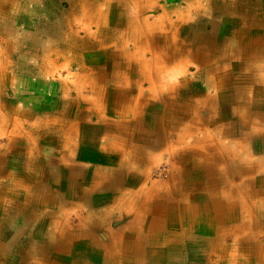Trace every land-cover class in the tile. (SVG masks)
<instances>
[{
    "label": "bare ground",
    "instance_id": "1",
    "mask_svg": "<svg viewBox=\"0 0 264 264\" xmlns=\"http://www.w3.org/2000/svg\"><path fill=\"white\" fill-rule=\"evenodd\" d=\"M188 1L189 0H186V2ZM195 1L197 2V6L202 5L201 0H195ZM206 1L208 3H214V4L216 3L215 5L216 6L218 5V7L216 8V10H218L217 12L220 14L222 19H224V21L228 22L229 24L227 26H222L221 19L219 20L218 14L214 12V14L218 16V19H216L215 21L209 20L210 26L208 30L203 28L204 25L200 22L195 29H193V27L192 29H190L186 25L184 26L180 25L179 33L181 36L179 40L177 37L178 32H177L176 22L174 20H168L167 22L168 25L164 27V29L166 28V30H164L166 34V38L160 39L165 43L164 45L165 47L163 48V50H161L160 55L154 57L155 61L158 63L159 66V70H157L158 68L156 67V71L154 69L150 70L151 68L150 69L148 68L149 63L147 60L143 59L144 62H142L141 60L142 56L139 52L141 50L138 49V44L140 43V45H142V42H140L142 37L144 40L147 39L148 42L149 39L153 41L152 34L148 33V31H151L150 26H152V23L150 24L145 17H143V21H140L141 20L140 16L143 14V12L149 10L150 6H152L153 3H155L153 0H147L145 5H141L138 3L135 4L136 2L135 0H130L129 4L127 3L128 4L127 8L124 10V15H127V19L125 23L126 25L123 27L125 32H117L118 34L114 33L111 36H110L111 33L108 32V27H111V25H113L114 27L120 26V21H121L118 18V15H120V13L117 14V16L110 18L111 9L113 12H116L118 8V5H114L116 1L115 0H113V2L108 1L107 3H113V6L112 7L109 6V8L106 9L105 1L103 3H99L98 5H94L91 0H80V1L76 0V2L74 3L81 5L78 9V13H79L78 15L73 14L72 17H70L69 13L63 12L65 14H63L61 18L59 16L57 17L58 19L56 18L58 23L56 24L57 29L56 28L54 29V33H56L55 35L57 37V40H55L54 42L50 40L48 42L50 44H47L48 47L52 45L55 46L53 52L49 51L50 48L48 49V47L44 52H37L38 49H35L37 48V46L33 39L34 38L39 39L40 35H32L33 30L31 28V24L28 23L29 21L24 22V24L26 25V34L24 35L26 41L24 42L23 46L22 44H20V48H25V46H31L33 48L32 51H26L24 49L23 51L24 56L40 57L42 60L39 64V67L45 71L47 70L46 73H48V75L50 76H53L54 74V71L50 69L51 67L54 66L51 65H54L56 63V59L61 58L60 56L61 54H63V52H61V48L68 50L70 53L69 55H62V58L67 59L65 60L66 66L69 65L70 67V65H76L75 62L83 61L80 57L81 55L80 51L95 46L94 45L95 42L91 43L90 38L97 39L99 43L105 42L103 44L106 45L107 47L116 46L117 44L120 45V47L122 48V54L124 58V64L122 65L124 69L123 72L124 75H121L123 76L122 78H124L123 81L127 80L125 79L126 77L125 72L129 70V68L131 69V65L133 61L134 63H137L139 66H142V64L143 66H145L142 69L140 68V70L136 72L137 77L139 79L138 81L140 82L137 84V87H139V85L140 86L142 85L141 82H146L149 85V89L152 88L154 80L150 78L149 76L150 73L148 74L147 70L155 71L157 73L156 75H159L160 78H162V75H165L166 74L165 72L168 71V69L166 71H163L164 68L161 66V63H163L162 65H164L165 62L174 61L175 59L181 60L184 59L185 56L189 54L192 55L199 62H201V64H203L202 72L204 76H202V78L204 80V83L208 85V90L210 91L205 89L203 93H200L198 90L199 88H196L195 87L196 83H194L195 85H192L189 91L191 92L192 96L197 99L193 98L191 95L190 96L187 95L185 91H182L181 86L177 87L178 92L174 93V94L179 93L181 96L184 94L187 95L186 97H188V102L183 103V107L186 106L189 109L188 114L190 118L189 121L185 123V126L181 128L182 130L180 129L175 134L176 139L174 141L169 139L168 138L169 134L168 132H166L167 124L165 122L171 124L172 122H176L177 120L182 119L181 115H173V113L166 114L164 116L168 120H165V122L163 121V119L161 120V123L158 127L159 130H153L143 133L145 135L144 137L147 138L148 140L142 144L141 147L143 151L142 154L146 153L144 155L149 160H151L152 156L155 158L157 157L161 158L162 152L171 154L172 156V159L170 161L172 167L171 170L174 173L181 174L179 184H177L176 181L172 184V178H169L171 180V184L168 182L169 179L162 181L159 180L160 182L159 181L149 182L148 171L146 169L144 170V176L143 178H141L143 179L141 180L142 185L140 186L139 191L136 192L138 194L136 195L137 197L135 196L134 198L128 199L127 206L125 207L127 209L125 213L128 212V216L125 219V222L127 223V227L125 228V230L128 231L132 242L130 241L129 243H126V245L124 246V250L126 249L127 251L125 252L123 251L124 253L123 252L121 253L120 247L122 245L120 243H117L120 240V238L117 237V235L119 234V236H121L120 233L121 231L120 232H115L112 230L107 231L109 240H103L102 243L98 241L97 243L98 247H100L99 245H106L105 247L107 248V250L105 251L107 253L106 254L107 256L104 258L103 260L104 262L103 261L102 263L99 262L100 264H173L172 262H170L171 260H168V258H166L164 252L166 249V245L168 247V250L171 251V249L174 247L173 242H175L178 239L183 243L185 241H188V244L191 246L190 241L187 238L188 236L186 235L185 232L186 231L185 227L188 231H192V230H196L195 229L196 226H199L198 232L206 233V234L212 233L214 227L213 235L210 236L207 235L208 237L207 246L212 250L218 249L224 255L223 260H225L227 256L228 257L237 256L238 254L235 253V249H237L239 250V252L242 251V253L240 252L239 255H243V257H240V259H242L243 262H240L239 264H264V242L260 243L256 236L257 233L264 232V156L254 158L255 157L254 152L264 153V126L263 124H261L259 121L256 120V119H264V75H258V77H253L252 75L246 74L247 66H249L248 68L250 70L253 69L252 73L255 72L257 73L258 71L260 72L261 70L264 71V0H206ZM221 1H225L224 3L226 8L229 9L231 12H233L232 13L233 15L230 14V17L228 19L226 18V14L222 13L224 11L219 9L221 7L219 6ZM74 3H72L70 7L75 5ZM104 6L105 9L103 10ZM195 7L196 6H194L193 4L189 5L190 10L195 9ZM206 7H208V5ZM79 19L80 20L85 19L86 22L89 20L87 23L85 22L80 24L81 29L83 31L82 34H80L79 29L77 27H74L73 25L75 20H79ZM186 19H187L186 16H180V19H178L179 24L183 23ZM91 22H93L92 23L93 25L91 24ZM238 22L240 24L246 25L250 29V32L245 37L241 35L242 37L239 42H237L238 39L232 38V36H236V35L228 31L224 32V28L230 27V25H232V27L228 30L233 31V29H235L236 32H241L240 31L241 29L240 30L236 29L237 28L236 24ZM91 26H93L96 30L91 29ZM219 26H221V28L218 33L216 31V28ZM144 31H146V34ZM243 32H245L246 34V31H242V33ZM223 33H225L226 36H228V38L231 37L232 39H230L229 42L222 41V39L226 37L225 35L223 36ZM168 34H171L173 40L177 41L175 42V45L174 42L169 41L170 37H168L169 36ZM127 38L132 41L131 44L135 48L134 51H131L127 48V44L129 42V41L126 42ZM156 40L158 39L156 38ZM1 42H3L4 44L0 48V81H3L5 76H3L4 74H2V71L5 70L7 67H9L11 62L6 58V54L9 51L7 50L6 52V49L9 47V42L5 38L4 40L0 39V43ZM170 42L173 43V45ZM180 44L184 48L185 47L187 48L186 49L187 55L181 54L180 56L178 55L177 57V53L184 52V49H182ZM76 45H82V47H77ZM193 49L195 51L192 52V54L189 53ZM41 51H43V48ZM155 53L153 55H155ZM49 54H53L55 58H52L51 55ZM21 59H23V57H21ZM21 59L19 60V62H22ZM219 59H221V61H224L225 64L223 62L220 66L218 63L217 64L213 63V61H218ZM84 64L101 65L99 67L102 68L101 70H99L100 72L90 70L86 73L87 75L90 76H93L92 73H96L95 75L100 81H103V79L107 78L108 76L109 77L112 76L115 69V68L113 69L112 66L110 67L109 70H107L103 66L102 61L93 62L92 59L88 60V63H84ZM6 72L7 70H5V73ZM74 74L77 73L75 72ZM192 74H194L193 77L196 76L195 72ZM50 82L53 83L52 80H50ZM174 82L175 81H173V83ZM177 82H175V84ZM176 86L174 85L172 89H174ZM98 88L100 89V91L97 88L96 91L99 94L103 88L101 87ZM137 93L138 95L134 97V101L136 104L140 98L139 97L140 92L137 91ZM142 94L144 95V92ZM247 94H250L249 99H241ZM208 98L220 100L222 103L223 111L218 112L215 109V106L211 105L210 113L208 114L209 116H207L208 127L206 128L205 125L206 119L200 115L197 108L204 106V100ZM171 103L172 102L170 101V104ZM228 106L232 108L234 106V108L240 109L239 111H236L234 114L231 115V117L235 118V122L240 128H246L248 126L251 128V126H253L254 127L253 132L254 133L259 132L261 133V135L255 138L252 137V134L251 137L246 134V136H244L243 138L237 140H231L230 141L231 144L227 143L224 140L222 141L220 138H218V135H216L215 132H213L214 131L213 129L215 128V126H217V124L215 125L213 122L215 121L218 122L220 118L223 119L226 118L227 113L225 111ZM97 109L99 110V108ZM67 126H69V123L67 124ZM102 126H104V124ZM169 127H172V125ZM201 127L203 128V130L201 129ZM199 131L202 132L201 135H198ZM7 133L9 134V132ZM74 133L71 132L70 134H74ZM11 134H13V132ZM124 134H126V132L125 133L118 132L111 140H108L107 139L108 137L106 136L102 137L103 138L102 140H104V142L100 144L99 148H101V150L104 151L107 150L112 152L120 150L121 152L119 154H121V157L123 156L122 158H125L127 155L132 154L130 160H124L125 163L127 162L128 167H133L135 165L142 166V164H147L148 162H142L143 157L139 155L140 152H142V151L139 152L138 150L139 144H141L143 141L140 140L141 137L140 139L139 138L136 139L134 133L132 132L131 141L126 142L123 141L122 138ZM107 140L108 142H106ZM183 143H187L188 145L191 144L193 147L199 148L200 151L198 149L193 151L190 149H186L180 151L178 154L175 155V152L178 151L180 148L186 147V145ZM247 143H250V145H247ZM180 144L181 146L179 147ZM151 148H153L154 151L157 150L160 152L148 153L146 149H151ZM107 156L108 155L105 154L104 158H107ZM122 158L120 160H122ZM109 159L114 160V158H109ZM177 159H180V161H183L188 165L184 168L177 166L176 165ZM65 161H67V159ZM104 162H106V160ZM66 164H69V162L68 163L66 162ZM133 176L135 177V175ZM217 177H219L224 182L223 184L224 186L221 187L219 191L218 188L220 182L217 180ZM235 179H239V181L236 182ZM16 184L19 183L16 182ZM46 188L44 189L45 191ZM135 198L136 199L139 198V201L137 203L134 202ZM90 200L92 203L93 199ZM103 200L104 201L106 200L105 196H102L98 198V200H95L94 204L101 203ZM150 203L152 204L149 206ZM121 204H122L121 200H119L117 206L112 209L114 210L117 209L121 211L120 207H123L121 206ZM83 210L81 212L72 210L71 212L72 218L70 217L69 212H65L63 218L64 220L63 224L64 225L69 224L71 219H74L78 223H85V221H87L88 219L87 218L85 219L82 216L85 213ZM148 210L150 211L148 212ZM97 213H98L96 219L97 225H104V223H106V221L108 220V216L110 215V212H107V215H105L104 217L98 216L100 215V211H97ZM147 213L149 214L148 219H147ZM90 221L91 223L93 222V220L91 219ZM144 222H147L146 223L147 225L145 232L143 234V239L147 237V242L145 245L144 243L143 245L138 244L134 246L133 249H131L133 247L132 243H134L133 240L135 236H137V234L139 233L140 226L144 224ZM54 225H55L54 228H56V224ZM72 225H74V223ZM217 226L220 227L215 228ZM170 228L171 230L173 229V231L176 233L172 235V231L169 230ZM254 228H256V231H253ZM179 230L181 231L179 232ZM84 234L87 235L86 232L83 233V235ZM226 234L231 235L230 237L232 243L230 244V246L232 248L227 244H225L227 239ZM101 236H103V239H106V236L104 234H102ZM238 237L240 239H238ZM202 243L203 242H200L198 244L194 243V247ZM184 247L185 246L183 245L182 248ZM189 247L187 251H190ZM135 248L137 249V251H135ZM97 250L95 251L96 253ZM125 253H127L126 256ZM133 253L135 257H133ZM3 256L4 255H2L1 257L0 264H9L8 259H3ZM129 256H132L133 259L129 258ZM33 263L41 264L37 261H34ZM224 263L225 262H223L222 264Z\"/></svg>",
    "mask_w": 264,
    "mask_h": 264
},
{
    "label": "crops",
    "instance_id": "2",
    "mask_svg": "<svg viewBox=\"0 0 264 264\" xmlns=\"http://www.w3.org/2000/svg\"><path fill=\"white\" fill-rule=\"evenodd\" d=\"M68 1L73 3V0ZM17 3L18 1L14 0L11 4L15 7V10L19 7V5L16 6ZM24 3L27 5V2ZM18 4L21 3L19 2ZM7 11L8 15H13V17H9L12 19V22L14 24L19 23V17L16 14H11L14 11L12 9H8ZM29 11L28 7H26L24 12L25 19L33 22L35 18L29 15ZM15 12L17 13V11ZM0 17L4 19L7 16L0 15ZM223 24L227 26L229 23L225 21ZM236 26V29H241V32H236L233 28V31L228 30L232 25L224 28V32L233 33L236 36H232V38L238 39L237 42H239L242 36L245 37L250 32V29L239 22ZM33 27L34 25H32V30ZM18 28L22 29L23 27ZM242 31H246V34L245 32L242 33ZM12 33L16 35L14 31ZM37 34L38 32L36 31L35 35ZM224 35L226 36L225 33H223ZM232 38L226 36L222 41L229 42ZM33 40L37 46L35 49L39 48L38 51L42 50L43 44L37 38ZM24 49L32 51L33 48L25 46V48H21L20 50L24 51ZM25 63H27L26 69L31 68L32 65L29 58L25 60ZM2 74L5 77L3 81H0L3 84L0 87V245H4L3 250L7 254L9 264H34V261L41 264L102 263L107 256L105 252L107 248L105 247L106 245H99L100 247H98L97 243L98 241L102 243L103 240H109V237L105 229L99 230L96 222L97 211H100L99 217H104L107 215V212H110V214L115 211L118 212L120 210L112 208H115L118 201L121 200V206L123 207H120V209L125 212L127 210L125 207L127 206L128 199L138 195L136 192L139 191L142 185L141 180L143 179L141 178L144 175V173L132 171L128 167L127 162L125 163V161L120 160L122 157H117L115 158L116 160L105 158L106 162L99 157V153L102 152L99 146L102 143L98 141V136L102 133L103 135L105 134L103 137L111 136L112 131H115L113 127L114 123L122 122L116 120V115L111 113L114 105L118 104L116 102L117 97H114L110 90L106 92L101 90L98 94L96 88L100 91L98 87L102 85L105 87V81L99 80L98 82L96 73H92L93 76L87 75L86 78L83 77L80 81L78 79L70 81L71 87L70 85L67 86L66 80L60 81L59 83L63 87H61L60 91L58 90L59 93L57 91L51 95L45 91L48 88L47 85L50 84V80L39 78L34 81L30 75L17 76L18 73L16 72L7 71L5 73V70L2 71ZM79 83L81 87L88 85L89 91L85 93L74 91V84ZM10 86L14 90L11 94L3 92L2 87L8 88ZM97 100L102 102V104H99ZM82 102L84 103L82 104ZM66 121L69 123V126H67L68 123ZM102 122L108 126H98ZM123 123L126 124V128L128 129V123ZM131 131L140 132L138 126L134 123ZM12 132L13 134H11ZM71 132H75L76 134H70ZM66 159L67 161H65ZM66 162H69V164L71 162V164H66ZM16 182L19 184H16ZM45 188L46 191L44 190ZM102 196H105L106 200L94 204L95 200H98ZM12 198L15 201H12ZM90 199H93L92 203ZM138 201L139 198L134 199L135 203ZM72 210L79 212L83 210L85 213L82 216L88 220L85 223H78L74 219H71L69 224L64 225L62 223L64 218L63 213L69 212L72 218ZM50 212L52 215H48ZM2 213H10L8 215L9 218L7 216L2 217ZM90 219L93 220L92 223ZM73 223L74 225H72ZM145 223L147 222L142 224L143 226L139 230V235L137 234V237L133 240L134 243H132L133 247L131 249L142 243V234H144V227L147 225ZM2 224L8 226L7 233L5 234H8L6 238H3L1 234ZM54 224H56V228H54ZM108 225L109 223H107ZM126 227L127 225L123 226L122 224L116 225L114 228L108 227L115 232L121 231V236L117 235L120 238L117 243L122 245L120 247L121 253L127 251L126 249L124 250L126 243L132 242L128 231L125 230ZM198 227L196 226V230L192 231H188L185 227V232L188 236L186 237L189 239L191 246L188 244V241L183 243L177 239L173 242L174 247L171 251H166L167 253H165L168 260L169 258L174 259V257L176 258L179 255L180 257H177L176 260L180 258L181 264H190L191 262L193 264L194 259L201 258L198 255H194V252H202V250L198 249V245L194 247V243L198 244L197 242L204 240L207 235H213L214 227L213 232L210 234L198 232ZM99 231L106 236V239H103ZM171 231L172 235L176 233L173 229ZM85 232L87 235H83ZM183 245L185 246L184 248H182ZM188 247L190 248V252L187 251ZM96 250L97 253L95 252ZM181 250H184V252ZM135 251H137L136 248ZM0 253H2V248L0 249ZM187 254H190V256L188 257ZM126 255L127 253H125ZM1 257L2 254H0V260ZM133 257H135L134 253ZM133 257L129 256L131 259ZM217 258L223 259L224 255L220 252ZM228 258H232V256Z\"/></svg>",
    "mask_w": 264,
    "mask_h": 264
},
{
    "label": "rangeland",
    "instance_id": "3",
    "mask_svg": "<svg viewBox=\"0 0 264 264\" xmlns=\"http://www.w3.org/2000/svg\"><path fill=\"white\" fill-rule=\"evenodd\" d=\"M13 1L14 0H0V13H1L0 15L7 16L4 19H2V17H0V39L4 40V38H5L9 42V47L6 49V52H7V50H9L8 53L6 54V58H7V60H9L11 62V64H10L9 68L5 69L8 72H16V73H18L17 76L18 75L19 76L30 75L34 79V81H36L39 78H45L47 80H52L53 83L50 82V84L47 85V87H48L47 90H45L48 94L51 95V94L57 92L58 90L59 91L61 90L62 84L59 82L60 81L63 82L64 79L66 80L65 82H67V84L70 85L69 82L74 80V79H78V81H80V79H82L83 77L86 78L87 77L86 73L90 70L100 72L99 70H101L102 68H99V67L101 65H98V64L97 65H92V64H90V65L86 64L85 65L84 63H88V60L92 59L93 62L102 61L103 66L107 70H109L110 67H112V66H113V69L115 68L112 76H110V77L108 76L107 78L103 79V81H105L104 82L105 87H104V85L99 86V87L103 88L102 91L104 90L106 92V91L110 90V92H112V95H114V97L115 96L117 97L116 102L118 104L114 105V107L111 110V113L113 115H116L115 116L116 120H118L120 122L122 121L121 123H118V122L114 123L113 127H114L115 131H112V133L110 134L111 136H108V138H107L108 140L113 139L114 136L118 132H120V133L126 132V134H124L122 136V138H123V141L128 142V141H131V133L133 132L136 139H138V138L140 139V137H141L140 140H143L142 143L139 144L138 150L140 152V151H142V149H141L142 144L148 140L147 138L144 137L145 135L143 133L148 132V131H153V130H159L158 127L161 123V120L163 119L164 122H165V120H168L164 116L166 114L173 113V115H181V117H182L181 120H177L176 122H172L171 124H169L168 122H165L167 124L166 132H168V134H169L168 138L171 139L172 141H174L176 139L175 134L181 128H183L185 126V123H187L190 119L189 114H188L189 109L186 106L183 107V103L188 102V97H186V96L187 95L192 96L191 92L189 91L190 87L192 85H195L194 83H196L195 87L199 88L198 90L200 93H203L205 89L208 90V85H206L204 83V80L202 78V76H204L203 72H202V65L203 64H201V62H199L197 59H195L192 55H189V54L187 55V52H186L187 48L186 47L184 48L181 45L182 43L180 45H181L182 49H184V52L177 53V57H178V55L180 56L181 54L182 55L186 54L187 56H185V58L181 59V60L175 59L174 61L165 62L164 65H162L163 63H161V66L164 68L163 71H166L167 69L169 71V72L166 71L165 72L166 74L162 75V78H160L159 75H156L157 74L155 72L156 67L158 68L157 70H159V66H158V63L155 61L154 57L157 55H160L161 50H163V48L165 47L164 46L165 43L163 41H161L160 39L166 38V34L164 31V30H166V28L164 29V27L168 25L167 24L168 20H174L176 22L178 39L181 36L179 33L180 25H182V26L186 25L190 29H192V27H193V29H195L200 22L204 25L203 28L208 30L209 26H210L209 20L215 21L216 19H218V16H219V20L221 19L222 26H224L223 23L225 21H224V19H222L220 14L217 12L218 10H216V8L218 7V5L217 6L215 5L216 3L215 4L214 3H208L206 0H201L202 5L197 6V2L195 0H189L188 2H186V0H153L155 3H153L152 6H150L149 10H146L143 12V14L140 16V19H141L140 21H143V17H145L150 24L152 23V26H150L151 31H148V30L147 31H148V33L152 34L153 41H151L149 39V42H148L147 39L144 40L142 37V39L140 41V42H142V45H140V43L138 44V49L142 51V52L139 51L141 56H142V59H141L142 62H144L143 59L147 60L149 63L148 68L149 69L151 68L150 70H152V69L155 70V71H150V70L148 71L146 68L147 73L148 74L150 73L149 74L150 78H152L154 80L152 88L149 89V85L146 82H141L142 85L141 86L139 85V87H137V84L140 82L138 81L139 79L137 77L136 72L138 70H140V68L142 69L143 67H145V66H143V64H142V66H139L137 63H134V61H133L132 65H131V69L129 68V70H127L125 72V76H126L125 79H127V80L123 81L124 78H122L123 76H121V75H124V73H123L124 69L122 66L124 64V58H123V54H122V48L120 47V45L117 44L116 46L107 47L106 45L103 44L105 42L99 43V41L97 39H93V38H90V40H91L90 42L91 43L95 42L94 43L95 46L91 47L89 49L87 48L85 50H81L80 51V54H81L80 57L83 61L82 62H75L76 65H70V67H69V65L66 66L65 60H67V59L62 58V55H69L70 53L68 50L61 48V52H63V54H61V56H60L61 58H57L56 63L54 65H51L54 67L50 68L52 71H54V74H53V76L48 75V73H46L47 70L45 71L39 67V64L42 60L40 57H33V56L32 57L31 56L25 57L23 54V50H20L21 49L20 44H22L24 42V40H25L24 35L26 34V25L24 24V22L29 21L28 23L31 24V28H32V25H34L33 31L35 33H36V31L38 32L37 35H40L38 41L43 44V51L39 50L38 52H44V51H46V49L48 47L47 44H50V43H48L50 40L52 42L57 40V37L55 35L56 33H54V29L56 28V24L58 23L57 17L59 16L61 18L62 15L65 13H69L70 17H72L73 14L78 15L79 14L78 9L81 5L74 3V2H76V0H73V3L75 4V5H73L74 7L73 6L70 7L72 2H69L68 0H66V1L65 0H16V1H18V3L20 2L21 4L17 3L16 6L19 5V7H18V9L15 10V7L13 5H11L13 3ZM91 1L93 2L94 5H98L99 3H103L105 1L106 2V4H105L106 9H108L109 6H111V7L113 6V3H107L108 1L113 2V0H108V1L107 0H91ZM115 1L118 4L115 2L114 5H118V8H117L116 12H113L111 9L110 18L115 17V16H117V14L120 13V15H118V18L121 21H120V26L114 27L113 25H111V27H108V32L111 33L110 36L114 33H117V32H125L123 27L126 25L125 23H126L127 15H124V10L127 8L128 4L130 2V0H115ZM135 1H136L135 4L138 3L141 5H145L147 2V0H135ZM24 2H27V5H25ZM224 2L225 1L220 2L219 6H221V7L219 9L224 11L222 13L226 14V18L228 19L230 17V14L233 15L232 14L233 12H231L229 9L226 8ZM190 4H193L194 6H196L195 9L190 10V8H189ZM207 5H208V7H206ZM105 6H104L103 10L105 9ZM26 7H28V9L30 10L29 15L32 18H35V20H33V22L25 19L24 12H25ZM8 9H12L14 12H11V14H16L17 17H19V19H20V20H18L19 23L14 24L12 22V19H10L9 17H13V15H8V11H7ZM15 11H17V13ZM63 12H65V13H63ZM214 12H216L218 14V16L216 14H214ZM180 16H186L187 17V19L181 24H179V20H178V19H180ZM80 19L75 20L73 25H74V27H77L79 29L80 34H82L83 31L81 29L80 24L85 23L86 20L85 19L80 20ZM92 23L93 22H91V24ZM18 27H23V28L19 29ZM220 28H221V26L216 28V31L218 33L220 31ZM91 29L96 30L93 26H91ZM121 30H123V31H121ZM12 31H14L16 35H14V33L11 34ZM34 32H32V35H35ZM144 32L146 34V31H144ZM171 34H168L169 35L168 37H170L169 41L174 42V45H175V42H177V41L173 40V38L171 37ZM156 38L158 40H156ZM167 41H168V39H167ZM126 42H128L127 48L131 51H134L135 48L131 44L132 41L127 38ZM3 44H4L3 42L0 43V48L3 46ZM171 44L173 45V43H171ZM76 46L82 47V45H76ZM49 48H50L49 51L53 52V49L55 48V46L52 45V46L48 47V49ZM155 51H156V53H155ZM194 51L195 50L193 49L189 53L192 54V52H194ZM154 53H155V55H153ZM49 55H51L52 58H55L53 54H49ZM137 55H138V52H137ZM21 57H23V59H21ZM19 58L22 60V62H19V60H20ZM28 58L30 59L32 66H31V68L26 69L25 66L27 65V63H25V60ZM213 63H215V64L218 63L221 66L223 61H221V59H219L218 61H213ZM248 67L249 66L246 67V74L252 75L253 77H258V75H264L263 70H261L260 72L258 71L257 73L256 72L252 73L253 69L250 70ZM177 71H180V72H177ZM75 72L77 74H74ZM194 72L196 74L195 77H193L194 74H192ZM171 76H172V78H171ZM97 81L99 82V79ZM173 81H175V82L178 81V82L175 84V82L173 83ZM2 85L3 84L0 83V87ZM174 85L175 86L177 85V86L174 89H172V87ZM185 85H187V86H185ZM179 86L182 87L181 90L185 91L187 93V95L184 94L181 96L179 93L174 94L175 92L176 93L178 92L177 87H179ZM73 89H74V91H79V92H83V93L89 91L88 85H86L85 87H81L80 83L74 84ZM2 90H3V92L9 93V94H11L14 91L12 86H10L8 88L2 87ZM137 91L140 92V96H139L140 98L138 97L139 100L136 104L134 101V97L136 95H138ZM208 91H210V90H208ZM143 92H144V95L142 94ZM249 97H250V94H247L241 99H249ZM193 98H195V97H193ZM195 99H197V98H195ZM170 101L174 104H172V103L170 104ZM97 102H99V101L97 100ZM83 103L84 102H82V104ZM99 104H102V102H99ZM211 105H214L215 109L218 112L223 111L222 103L220 100L209 99V98L204 100V106L197 108L200 115L206 119V121H205L206 128L208 127L207 126V119H208L207 116H209L208 114L210 113ZM137 107H139V108H137ZM239 110L240 109L234 108V106H233V108L228 106L226 108V111H225L227 113L226 118H224V119L220 118L218 122H216V121L213 122L215 125L217 124V126H215V128L213 129L214 130L213 132H215V134L218 135V138H220L222 141L223 140L226 141L229 144H231L230 143L231 140H237V139L243 138L244 136H246V134L249 135L250 137L252 134V137H255V138L261 135V133H259V132L258 133L253 132V128H254L253 126H251V128L249 126L246 128H240L236 124L235 118L231 117V115L234 114L236 111H239ZM256 120L259 121L264 126V119H256ZM140 121H142L143 123ZM123 122L128 123V126H129L128 129L126 128V124H124ZM133 123L138 126V129L140 132L131 131ZM102 125H103V122H102V124H99L98 126L103 127ZM171 125H172V127H169ZM201 129L203 130L202 127H201ZM201 134H202V132L199 131L198 135H201ZM104 135L102 133L98 136V141H100L101 143L104 142V140H102L103 139L102 137ZM108 140L106 142H108ZM247 142H248V140H247ZM183 144H185L186 147L180 148L178 151L175 152V155L178 154L180 151H183L186 149H190L192 151L197 150V149L199 150V148L193 147L191 144H189V145L187 143H183ZM247 145H250V143H247ZM146 146H148V145H146ZM180 146H181V144L179 145V147ZM251 147H252V145H251ZM101 151L102 152L99 153V155H100L99 157H101L103 161H105L104 160L105 154L108 155L107 158H114V160H116L115 158H117V157H121V154H119L121 152L120 150L114 151V152L107 151V150H105V151L101 150ZM146 151L148 153H150V152L159 153L160 152L157 150L154 151L153 148L146 149ZM142 153H143V151L140 152V154H139L140 156L143 157L142 162H148V163L142 164V166L135 165L133 167H130V169L132 171H138V172L144 173V170L146 169L148 171L149 182L150 181L151 182L152 181L157 182L159 180L162 181V180H168L169 178H172V184L175 181L177 184H179L181 174L172 172V170H171L172 167L170 164V161L172 159L171 154L166 153V152H162L161 158L160 157L155 158L152 156L151 160H149L144 155L146 153H144V154H142ZM254 153H255L254 158L264 156L263 152H254ZM131 155H127L125 158H122V160L123 161L124 160H130ZM176 161H177L176 165L179 167L184 168L188 165V164L184 163L183 161H180V159H177ZM256 176H258V175H256ZM217 180L220 182L219 188H218V191H219L220 188L224 186L223 185L224 182L219 177H217ZM235 181L238 182L239 179H235ZM168 182L171 184L170 179L168 180ZM11 200L15 201L13 198ZM151 204L152 203H150L149 206ZM149 211L150 210H148V212ZM64 214L65 213H63V216H64ZM8 215H10V213H2V217L7 216L9 218ZM48 215H52V213L50 212V214H48ZM127 216H128V212H126V213L124 211L114 212L108 216V220L106 221V223H104V225H98L99 230L105 229L106 231H109V230H111L110 228H114L116 225H119V224L126 226L127 223L125 222V219L127 218ZM148 216H149V214L147 213V219H148ZM63 222H64V220H63ZM107 223H109L108 226H107ZM142 226L143 225L140 226L141 229H142ZM7 227L8 226H5L2 224V228H1L2 231L1 232H2L3 238H6V236L8 235V234L5 235L7 233ZM108 227H110V228H108ZM144 228L146 229V226ZM145 229H144V231H145ZM253 231H256V228H254ZM99 233H100V235L103 234L101 231H99ZM142 236H143V234H142ZM230 236L231 235L226 234L227 239H226L225 244H227L228 246H230V244L232 243ZM256 236H257V239L260 243L264 242V232H259V233H257ZM136 237L137 236H135V238ZM135 238H134V240H135ZM206 239L208 240V238L205 237V239L201 241V242H203L202 243L203 245L202 244L198 245L199 246L198 249L200 251L202 250V252L201 253H195L194 252V255H198L199 257H201L199 259H194L193 260L194 264H217V263L222 264L223 262H225L224 264H239L240 262H243V260L240 259V257H243V255H239V253L240 252L242 253V251L239 252V250H237V249H235V253L238 254L237 256H232V258L226 257L225 260H223L222 258H217V257H219L220 251L218 249L212 250L211 248H208ZM238 239H240V238L238 237ZM146 242H147V237L144 239L142 238L141 245H143V243L145 245ZM197 243H200V241ZM0 246L2 248V253H4V250H3L4 245H0ZM162 247H165V246H162ZM166 251H170V250H168L167 245H166V249L164 252L167 253ZM178 251H180V250H178ZM181 251L184 252V250H181ZM188 252H190V251H188ZM2 253H0V254H2ZM2 255H4V254H2ZM5 256L7 257V254H5L3 256V259H7ZM187 256L189 257L190 254H187ZM177 257H180V256L178 255ZM176 258L175 257H174V259L169 258V260H171L170 262H172L173 264H181L182 261L180 260V258L178 260H176ZM132 262H133V260H132Z\"/></svg>",
    "mask_w": 264,
    "mask_h": 264
}]
</instances>
